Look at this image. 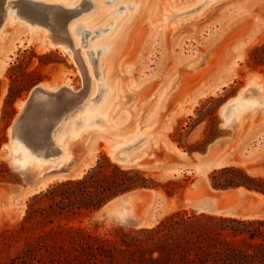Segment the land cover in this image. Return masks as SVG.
<instances>
[{"label": "rangeland", "instance_id": "obj_1", "mask_svg": "<svg viewBox=\"0 0 264 264\" xmlns=\"http://www.w3.org/2000/svg\"><path fill=\"white\" fill-rule=\"evenodd\" d=\"M6 1L5 6H0V163L6 165L9 174H5L0 181V230L13 228L20 222L27 202L33 195L52 184L82 176L104 157L115 162L109 151L117 140L113 138L116 133L95 132V129H102L105 120L95 112L97 99L102 94L96 91L93 96L89 88L87 96L79 104H86L87 98H92L86 104L89 108L88 118L81 113L82 110L72 112L68 106L71 103L63 107L65 110L57 109V113L61 110L64 114L71 113L69 117L62 118L60 130V122L53 128L54 140L58 141L55 144L58 146L65 136L73 137L66 160L57 166H44L40 170L30 164L19 168L11 163V151L5 143L9 136V125L19 111V102L27 97L30 89L43 83L53 90L69 87L79 93L84 87L85 78L69 50L48 47L42 43L41 32L55 33L50 25L21 15L18 12L21 0ZM50 1L65 3L62 0ZM92 1L93 7L90 9L89 0H76V4L69 5L71 8L67 9H73V12L63 18L62 26L71 24L69 32L78 40L75 49L84 51L100 89L102 84L98 71L102 73L104 65L101 64V57L107 44L95 42L106 35L110 36L117 26L114 25L115 20L133 11L135 2L102 0L101 17L95 24H87V20L83 24L80 17L96 7ZM153 1L161 4L171 1L181 8L175 19L170 18L173 22L168 25L172 28H159V23H150L146 14L138 15L109 70L121 84H125L113 105L120 130L130 129L137 124L142 130L148 128L158 135L156 145L140 161L115 162L123 169L141 171L152 185L140 189V194L130 200L131 205L128 204V207L132 206L131 213H142L149 219L139 225L119 223L111 217L99 215V209H96L62 221L98 237L115 238L119 229L130 231L149 228L179 210L201 212L189 206L184 199L185 192L199 191V186L210 191L208 185L211 187L212 174L222 178L230 176L218 174L221 167H239L250 176L264 178V134L250 136L249 131L244 130L245 127L238 126L250 117L245 106L251 105L258 110L263 104L256 90L247 83L254 79L260 85L261 94L264 92L261 91V84L264 83V0ZM197 6L202 8L201 11L197 16L192 15L193 9L199 8ZM162 13L156 12L155 15L160 17ZM177 16L185 19L178 17V20ZM255 48L258 49L253 51ZM238 92L243 93L235 104L236 108H245L241 110L244 119L224 125L221 107ZM52 102H47L44 108L46 116L53 112L49 123L63 114L62 111L56 114L58 106ZM35 107L36 104L25 114V122L36 113ZM261 113L264 110L252 113L251 117ZM24 127L13 140L16 146L12 152L17 153L16 159L22 161L26 156L32 161L45 159L44 156H38L41 152L29 140ZM67 128L71 132L65 135L63 130ZM130 140L119 147L123 149L121 155H132L142 147L145 139L137 137ZM215 140L217 142L211 145ZM49 148L52 150L54 147L52 145ZM220 153L223 161L219 167L208 169L205 177L194 168L200 159L213 155L216 157ZM47 159L44 161H49ZM234 189L225 191L232 192ZM242 194L221 199L224 209L219 214L264 220V199L256 196L257 192L244 191ZM129 219L134 221L138 217ZM16 245L21 246V243L14 244L8 252L3 251L0 254L2 259L8 260L7 256H13ZM95 264L108 263L99 260Z\"/></svg>", "mask_w": 264, "mask_h": 264}, {"label": "trees", "instance_id": "obj_2", "mask_svg": "<svg viewBox=\"0 0 264 264\" xmlns=\"http://www.w3.org/2000/svg\"><path fill=\"white\" fill-rule=\"evenodd\" d=\"M218 170L230 176L212 174V188L242 187L264 195V178L234 166ZM5 174L8 168L0 163V181ZM151 186L141 171L104 157L82 176L52 184L29 199L20 222L0 230V254L21 243L8 260L0 255V264H264L263 219L179 210L149 228L119 229L115 238L62 222L98 209L119 193Z\"/></svg>", "mask_w": 264, "mask_h": 264}, {"label": "bare ground", "instance_id": "obj_3", "mask_svg": "<svg viewBox=\"0 0 264 264\" xmlns=\"http://www.w3.org/2000/svg\"><path fill=\"white\" fill-rule=\"evenodd\" d=\"M62 1L65 3H63V4L61 2L53 3L50 0L49 1H45V0H21V4L19 5L18 12L23 16L38 19L39 21L43 22L41 24L50 25L53 28V30L55 31V33H53V34L47 33V32L46 33H44V32L40 33L42 38H43L42 43L48 47L58 48L60 50H69L74 55L78 64L80 65L83 77L85 78V84H84V87L81 90V92L77 93V92H73L69 87H64V88L59 89V90L58 89L53 90L52 88H49L46 84L39 83L37 85L39 86V88L41 89V92H42L40 95L34 97L30 103L24 104L23 100L21 102H19V104H18L19 110H21V108L22 109L24 108L22 120H23V124L25 126L24 129L26 130L27 137H29V140H31L35 144V146H37L38 150L41 152V155H38V156H40V157L44 156V157H46L45 159L48 158L47 160H49V161H44L45 159H37L36 161H32L27 156L22 161H19V159H16L17 153L12 152L16 146V144L13 141L15 139V137L13 139H9V141L7 142V147L11 151L10 161L12 164H15L19 168H24L26 165L28 166L30 164V166L32 165V166L36 167L38 170H40L44 166H46V168H51V166H53V165L57 166L62 161L66 160L69 157L68 147H69L70 139H72L73 137L66 138V136H65L63 138V140L61 141V143H59L60 145L58 146L57 144H55L58 141L56 140V142H55V140H54V130L55 129L53 130V128L55 127V125L57 126L58 123L60 122L59 127H58L60 130L61 126L63 125V122L61 121L62 118L69 117L71 113L70 114L69 113L64 114V112L61 110L63 114L60 113V115L61 114L62 115L61 116L59 115L60 117H58V119H57L58 121L57 120L56 121H54V120L50 121V123H52L51 127L49 128L50 139L46 141V137L43 135V128L45 126L49 127V124H50L49 118L51 119L53 117V112H52L53 110H51L52 113H50L49 116H46L47 113H44V108H46L45 105L47 104V102H50V100H53L52 104L56 102V106H58V108H56L55 112H56V114H58L61 111H59L57 113V109H61V108L64 109L63 107H65L69 103H71L72 105L70 104L68 106L72 108V112H74L77 109L79 111L82 110L81 113H83L85 115V117L88 118L87 116H88L89 108H88V106H86V104L89 103L88 101L91 100L92 98L91 97L87 98L86 104H83L81 106L79 104L85 99V97L88 94V90L90 88L91 95L94 96V94L97 93L96 91H98V92H100V94H102L101 97L99 99H97L98 104L95 108V112L105 119L103 122V125H102V129H95L96 131L95 130L94 131L98 132V133H104V132L116 133V135H115L116 137H113V138L114 139L117 138V140L114 141L115 144L112 146L111 150L109 151L111 159L115 162L120 163V164L126 163V162H131V163L132 162H138L145 155H147V152L154 145H156L158 135H155L152 132V130L148 129V128L142 130L141 127L137 124H134L132 126V128H130V129H125L124 131L120 130V128L118 127V123H120V122L118 120V116H115V111H114L113 105L115 104L114 102L116 101L117 96L120 95V93L122 92V85H125V84H123V83L121 84L119 82V79H117L116 76L113 75L109 70H110L111 66L114 65V62L116 61L115 58L118 57L119 52H120L121 47H122V44L129 34V29H130L133 21L136 19V17L138 15L146 14V17L149 16L148 21H150V23H153V24L159 23V25H160L159 28L160 27L163 28L165 26H167V28H172V26H169L170 23L173 22L170 20V18L174 17V19H175V16L177 15L178 11L181 8H178L177 7L178 5L176 3L171 2V1L164 2L163 4H161V2L153 1V0H133L135 2V8L133 9V11L126 13L124 15H121V17H119L115 20L114 25H117V26L115 29L113 28V33L111 32L112 34L110 36L106 35L104 38H102V39L100 38L98 40V42H95L97 44H100V43H106L107 44V47H106V49H105V51L101 57V64L104 65V67L102 65V67H103L102 73H101V71H100V73L98 71L99 79H101V84H102V88L99 89V82L97 83L96 82L97 80H94L95 73H93L92 69L89 68V66L87 64L86 57L84 55V51L79 50L80 51L79 52L78 50L75 49V46H76V43H78V40L73 35V33H71V31L69 32V30L72 29L71 24L70 25L66 24V25H64V27L62 26L63 23L61 22V19L63 18V13H62L61 9L62 8H66V9L71 8V6H69V5L76 4L77 2H76V0H62ZM89 1H90L89 2L90 6L88 9L93 7V1L92 0H89ZM6 2H7L6 0H0V6L3 4L5 6ZM94 2L96 4L95 9L89 13H86V15H82L80 17V19H81L80 22H83V24L85 23L84 22L85 20H87L86 21L87 24H95V22L101 17V16H99V14L101 13L102 0H94ZM201 6H204V5H201ZM195 7H193V8H195ZM197 7H199V6H197ZM201 9L202 8H200V7L197 8V10L193 9L195 11L192 12V15L196 14V16H197V14L201 11ZM161 11H163V13L160 17H159V15H155L156 12H161ZM0 13H1V10H0ZM187 14H189V12ZM192 15H190V16H192ZM8 16H9V14H8ZM179 16H177V19ZM184 16L185 15L183 14V17ZM183 17H179V18H183ZM2 18H3V15H2ZM185 18H187V15ZM185 18H183V19H185ZM97 65H98V63H97ZM104 70H105V72L103 73ZM128 84L129 83L127 82L126 86H128ZM247 84L249 87H253L254 90H256L257 95L262 100V103H263L262 107L258 110L259 111L264 110V95H263L264 92H262V94H261L260 85L258 83H256L254 79H250ZM244 91H246V90H244ZM243 92H238L236 96H234L230 100H227L223 104V106L221 107V116L223 117V124L224 125L228 124V122H230V123L231 122H240L242 119H244L243 117L245 115H243V112L241 110H244L245 108H248V110H249L248 115L250 117H251L252 113H256L258 111L255 107L252 108L251 105L245 106V108H243V109H241V107L236 108V104L239 101L241 94ZM34 104H36V107H35L36 113L34 112L33 117L29 118V120L25 122L24 116L27 112L28 113L30 112V108ZM78 106H80V107L78 108ZM71 108H69V109H71ZM112 112H114V113L111 114ZM46 118H48V119H46ZM21 128H23V126H21ZM21 128L18 130V132H17L18 134H20ZM56 130H57V128H56ZM70 132L71 131L68 128L63 130V133H65V135H68ZM10 134H11V129L9 126V136L8 137H10ZM17 136H19V135H17ZM75 136H78V135H75ZM137 137H141V138L145 139L142 142V147L136 151L134 149L135 152L133 154L130 152L132 155H128V156H127V154L121 155V153H123V149H119V147L121 145H123L124 142H126L127 140L129 141L130 139H135ZM20 139L23 142L24 139H23V137H21V135H20ZM44 141H46L48 143L47 144L48 147H51L53 145L55 150H53L54 148H52V150L50 149L48 151L45 150L42 147V144L44 143ZM42 151H45V152H42ZM213 159H216V160L214 161ZM222 159L223 158L222 157L219 158V156H218V158H214V157L202 158V159H200V161L198 163H196L194 165V168L199 172V174L202 177H205V172L208 171V169H210L212 166L217 167L220 164V162L223 161ZM47 164H49V165H47ZM208 188L210 191L206 190L205 188L203 189V186H199L198 187L199 191H196V192L187 190L185 192L186 198H184V199L187 200L189 206L194 207L201 212L219 214V212H221L224 209L223 205L221 204V202H222L221 199L233 198V197H237L239 195H243L242 192H244V191L250 192V191L245 190L242 187L235 188L234 191H232V192H228V191H225L222 189L214 190V188L210 187L209 185H208ZM140 192H141L140 189H135L132 192H129L127 194H124L122 196H119V197L111 200L109 203H107L105 205L104 208L98 210V214L99 215H106L107 217H111L116 222H119V223H125L126 220H130L129 219L130 217L135 216V217H138V219H135V221H136L135 223L137 225L142 224L144 221H146L149 218L142 216L143 215L142 213L141 214L140 213H136V214L131 213L132 206L128 207V204L131 205L130 200L137 197L140 194ZM254 193H256V192H254ZM256 196L260 197V199H262V200L264 199V195H262L260 193H258ZM207 203L215 205V208H211V209L207 208L206 207Z\"/></svg>", "mask_w": 264, "mask_h": 264}, {"label": "water", "instance_id": "obj_4", "mask_svg": "<svg viewBox=\"0 0 264 264\" xmlns=\"http://www.w3.org/2000/svg\"><path fill=\"white\" fill-rule=\"evenodd\" d=\"M61 10H62V13H63V18H65V17L71 15L72 12H73V9L62 8ZM63 18L61 19V22H62ZM41 93H42V92H41V89L39 88V86H38L37 84L34 85V86L30 89V91L28 92L27 97L23 100V101H24L23 103H24V104H26V103H30L34 97L40 95ZM23 112H24V108H23V109L21 108V110L18 111V113L16 114V116L14 117V119L11 121V123H10V125H9V126H10V129H11V134H10V137L7 138V140H6L5 143H7V142L9 141V139H13L14 137H16V136L18 135V133H17L18 130L21 128V126L24 125V124H23V120H22ZM43 135L46 137V141L50 139V130H49V127H48V126H45V127L43 128ZM46 141H44V143L42 144V147H43L45 150L48 151V150H50V148L47 146L48 143H47ZM45 142H46V143H45ZM213 142H215V141H213ZM213 142H212V143H213ZM117 158H118V157H117ZM134 190H135V189L127 190V191H124V192H122V193H119V194H117V195H115V196L109 198V199L106 200V201H105V202H104V203H103L98 209L100 210V209L104 208L105 205H106L107 203H109L111 200H113V199H115V198H117V197H119V196H122V195H124V194H127V193H129V192H132V191H134ZM214 190H220V189H215V188H214ZM206 207L211 209V208H215V205H212V204L207 203V206H206ZM107 212H108V211H107ZM135 222H136L135 220H134V221H131V220H126V221H125V223H127V224H131V223L136 224Z\"/></svg>", "mask_w": 264, "mask_h": 264}, {"label": "crops", "instance_id": "obj_5", "mask_svg": "<svg viewBox=\"0 0 264 264\" xmlns=\"http://www.w3.org/2000/svg\"><path fill=\"white\" fill-rule=\"evenodd\" d=\"M262 86V91H264V83L261 84ZM238 126L240 127H245V131H249V135L250 136H257V135H261L264 134V113L261 114H257L255 116L252 117H248L245 120H243L240 124H238ZM217 142V140H215V142L211 143V145L215 144ZM222 153H220L218 156L219 158L222 157L221 156ZM216 155V154H215ZM218 156H211L214 158H218ZM214 161L216 159H213ZM219 167V166H217ZM211 168H216V167H211ZM210 168V169H211Z\"/></svg>", "mask_w": 264, "mask_h": 264}]
</instances>
